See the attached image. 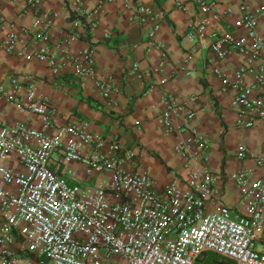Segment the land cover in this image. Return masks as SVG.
I'll return each mask as SVG.
<instances>
[{
  "label": "built area",
  "instance_id": "obj_1",
  "mask_svg": "<svg viewBox=\"0 0 264 264\" xmlns=\"http://www.w3.org/2000/svg\"><path fill=\"white\" fill-rule=\"evenodd\" d=\"M39 1L28 0L26 5L35 8ZM197 5L200 13L211 12L212 2L197 0ZM240 8L245 36L211 33L209 49L218 60L231 52L244 58L232 80L222 79V84L234 91L230 104L236 113L235 126L251 129L257 121L264 124V42L256 17L247 14L246 6ZM218 18L219 13H213L211 19ZM135 19L140 25H150L148 43L160 47L155 38L161 13L138 6ZM208 24L207 19L197 21L189 37L203 38ZM33 38L47 41L48 35L40 31ZM15 42L9 38L6 53L24 56L14 50ZM56 48L59 59L41 49L25 59L45 61L53 74L68 63L75 76L90 79L98 97L108 100L114 83L95 70L93 51L71 54L66 41ZM165 63L166 55H162L151 72L159 74ZM213 72L220 76L218 69ZM247 77L251 84L245 82ZM11 87L7 93L0 86V96L16 110L37 118L42 129L0 121V264H197L208 260L209 254L225 260L224 264H264L260 248L264 242V156L255 159V170L228 177L238 192L234 207L222 204L216 211L209 210L218 201V177L207 167L208 140L189 126L196 97L164 101L159 116L163 127L170 133L188 134L175 147L188 176L184 181L173 178L158 189L146 173L127 169L126 164L135 158L133 151L115 141L107 143L84 121L56 125L50 100L35 85L25 87L11 79ZM175 121L182 125L175 129ZM248 153L246 146H240L237 158L244 161ZM71 163L98 179L86 186L71 183L63 173Z\"/></svg>",
  "mask_w": 264,
  "mask_h": 264
},
{
  "label": "crops",
  "instance_id": "obj_2",
  "mask_svg": "<svg viewBox=\"0 0 264 264\" xmlns=\"http://www.w3.org/2000/svg\"><path fill=\"white\" fill-rule=\"evenodd\" d=\"M27 1L0 0V86L5 92L12 89L11 79L25 87L35 85L39 94L50 100L56 125L84 121L107 143L115 141L122 149L133 151L135 158L126 164L127 169L146 173L158 189L173 178L184 181L188 176L175 149L188 134L170 133L163 127L159 116L164 101L196 97L195 116L189 126L208 140L207 167L218 177V201L211 203L209 210L216 211L222 204L234 207L238 192L228 177L238 171L255 170V159L264 156V124L257 121L251 129L235 126L236 113L230 104L234 91L230 85L224 86L222 79L232 80L244 58L231 52L218 60L209 49L208 36H245L240 8L244 5L247 14L256 17L264 42V0H206L212 2L208 14L199 12L197 0H40L35 8L27 7ZM138 6L161 13L155 38L160 47L148 43L150 25L136 22ZM215 12L219 13L217 21L211 19ZM200 19H207L209 24L204 37L193 40L188 34ZM40 31L47 33V41L33 38ZM10 37L16 39L14 50L24 56L6 53ZM63 41L71 54L93 51L95 70L114 83L108 100L98 97L90 79L75 76L68 63L60 73L53 74L45 61L25 59V55L40 49L57 54L59 59L56 46ZM162 55H166L165 66L154 74L151 69ZM213 69H218L220 76ZM245 82L251 84L252 79L247 77ZM19 98L24 100V95ZM0 121L42 129L37 118L16 110L2 96ZM181 125L173 123L175 129ZM240 146L249 151L244 161L237 158ZM63 173L71 183L82 186L98 179L75 163L66 165ZM260 248L264 249V242Z\"/></svg>",
  "mask_w": 264,
  "mask_h": 264
},
{
  "label": "trees",
  "instance_id": "obj_3",
  "mask_svg": "<svg viewBox=\"0 0 264 264\" xmlns=\"http://www.w3.org/2000/svg\"><path fill=\"white\" fill-rule=\"evenodd\" d=\"M213 262H218V263H227L225 260L223 259H219L217 257H209L208 260L204 261H199L197 264H211Z\"/></svg>",
  "mask_w": 264,
  "mask_h": 264
},
{
  "label": "rangeland",
  "instance_id": "obj_4",
  "mask_svg": "<svg viewBox=\"0 0 264 264\" xmlns=\"http://www.w3.org/2000/svg\"><path fill=\"white\" fill-rule=\"evenodd\" d=\"M208 256L213 257V255L209 254Z\"/></svg>",
  "mask_w": 264,
  "mask_h": 264
}]
</instances>
